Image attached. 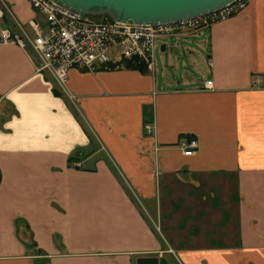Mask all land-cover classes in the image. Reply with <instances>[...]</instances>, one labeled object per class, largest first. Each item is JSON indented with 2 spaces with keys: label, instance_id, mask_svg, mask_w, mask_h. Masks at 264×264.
<instances>
[{
  "label": "crops",
  "instance_id": "crops-1",
  "mask_svg": "<svg viewBox=\"0 0 264 264\" xmlns=\"http://www.w3.org/2000/svg\"><path fill=\"white\" fill-rule=\"evenodd\" d=\"M161 41L170 71L71 68L74 100L0 43V264H264V0Z\"/></svg>",
  "mask_w": 264,
  "mask_h": 264
},
{
  "label": "built area",
  "instance_id": "built-area-1",
  "mask_svg": "<svg viewBox=\"0 0 264 264\" xmlns=\"http://www.w3.org/2000/svg\"><path fill=\"white\" fill-rule=\"evenodd\" d=\"M249 0H233L225 6L194 19L169 24H137L94 17L72 12L51 0H28L40 13L45 24L30 21L34 36L21 30V35L2 24L3 11L0 8V43L29 46L38 57V70L48 73L61 92L70 100L75 95L66 88L68 71L71 68L93 71L98 68L117 65L124 60L136 59L152 69L154 51L160 40L169 34L184 30H200L212 23L239 13ZM109 18V17H108ZM200 25V26H199ZM204 88H211L212 81H204ZM147 133L153 126L144 125ZM184 155H192L197 148L194 137L182 138L179 142ZM80 166L79 162H74Z\"/></svg>",
  "mask_w": 264,
  "mask_h": 264
},
{
  "label": "water",
  "instance_id": "water-1",
  "mask_svg": "<svg viewBox=\"0 0 264 264\" xmlns=\"http://www.w3.org/2000/svg\"><path fill=\"white\" fill-rule=\"evenodd\" d=\"M78 14L137 24H169L209 14L233 0H51ZM160 50H164L161 45ZM137 264H165L148 257Z\"/></svg>",
  "mask_w": 264,
  "mask_h": 264
},
{
  "label": "rangeland",
  "instance_id": "rangeland-1",
  "mask_svg": "<svg viewBox=\"0 0 264 264\" xmlns=\"http://www.w3.org/2000/svg\"><path fill=\"white\" fill-rule=\"evenodd\" d=\"M199 26H200V25H199ZM179 32H180V31H179ZM159 42H160V44H159V47H160V46L162 45V41L160 40ZM176 47H178V46H176ZM175 50H176V52H177V54H178V57H179L180 59H184V57H183V55L180 53L179 49H175ZM164 55H166V51H161L160 48H157V49L154 51L153 62H154V64H155V66H158L159 68H162V72H163V70H167V71H170V70H171L170 66H168V65H166V64L163 63V59H162V57H163ZM187 69L191 71L190 66H188ZM170 257H172V260H173V262H174L175 264H178V263L176 262V260H175V258L173 257L172 254H170Z\"/></svg>",
  "mask_w": 264,
  "mask_h": 264
},
{
  "label": "trees",
  "instance_id": "trees-1",
  "mask_svg": "<svg viewBox=\"0 0 264 264\" xmlns=\"http://www.w3.org/2000/svg\"><path fill=\"white\" fill-rule=\"evenodd\" d=\"M104 18L110 19L107 16H105ZM102 68H107V69H113V68H132V69H137V70H139L141 72H146L148 70L147 69V66L144 63H141L140 61H138L136 59L124 60L121 63H118L117 65H110L108 67H102Z\"/></svg>",
  "mask_w": 264,
  "mask_h": 264
}]
</instances>
